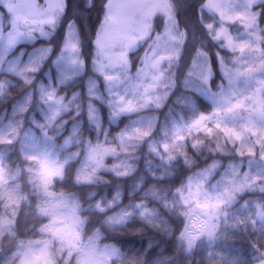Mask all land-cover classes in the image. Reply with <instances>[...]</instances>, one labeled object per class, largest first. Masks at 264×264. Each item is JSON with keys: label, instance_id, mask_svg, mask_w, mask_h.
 <instances>
[{"label": "snow or ice", "instance_id": "obj_1", "mask_svg": "<svg viewBox=\"0 0 264 264\" xmlns=\"http://www.w3.org/2000/svg\"><path fill=\"white\" fill-rule=\"evenodd\" d=\"M0 264H264V0H0Z\"/></svg>", "mask_w": 264, "mask_h": 264}, {"label": "trees", "instance_id": "obj_2", "mask_svg": "<svg viewBox=\"0 0 264 264\" xmlns=\"http://www.w3.org/2000/svg\"><path fill=\"white\" fill-rule=\"evenodd\" d=\"M129 242L131 244H134L135 246L139 247L140 246V243L141 241H139L138 239H134V238H128ZM146 242V241H145Z\"/></svg>", "mask_w": 264, "mask_h": 264}, {"label": "rangeland", "instance_id": "obj_3", "mask_svg": "<svg viewBox=\"0 0 264 264\" xmlns=\"http://www.w3.org/2000/svg\"><path fill=\"white\" fill-rule=\"evenodd\" d=\"M140 54H141V55L143 54V49H141Z\"/></svg>", "mask_w": 264, "mask_h": 264}]
</instances>
